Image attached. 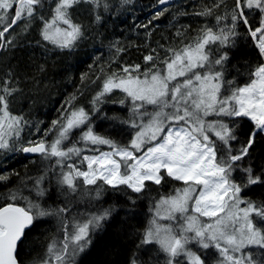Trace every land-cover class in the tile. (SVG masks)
Here are the masks:
<instances>
[{"label": "snow or ice", "instance_id": "6c2138e0", "mask_svg": "<svg viewBox=\"0 0 264 264\" xmlns=\"http://www.w3.org/2000/svg\"><path fill=\"white\" fill-rule=\"evenodd\" d=\"M131 3L0 0V49L15 47L19 36L35 31L36 44L46 52L70 56L100 35L96 29L106 14H120ZM157 4L164 7L148 24L168 11L170 0ZM81 8L88 23L77 15ZM192 14L213 17L215 23L200 26L195 37H188L189 25H182L174 42L159 45L163 57L152 49L143 56V66L117 63L112 69L125 48L110 41L107 70L101 65L99 74L93 72L100 85L91 108L75 103L76 94H70L43 130L42 121L33 123L10 110L23 91L19 77L9 70L0 78V155L38 154L43 166L34 176L15 173L17 185L0 193V264H90V249L104 239L97 234L110 218L118 235L129 226L126 219L115 220L116 204L103 207L108 194L126 197L124 204L133 207L145 197L150 200L151 216L133 233L136 250L123 264H264V194L247 195L250 186L264 185V160L252 166L256 146H264V0H233L231 6L227 0H210ZM178 15L189 13L178 9L173 19ZM241 42L253 48L255 58L237 66L231 64V52ZM38 70L43 72L44 65ZM86 78L95 83L82 73L81 82ZM114 90L122 98L113 102L127 103L128 115L106 119L128 125L127 138L93 126L94 114ZM33 129L42 131L38 139L30 138ZM101 145L109 150L101 151ZM86 149L92 154H84ZM8 175H0V181ZM53 182L65 198L62 206L45 199V184ZM167 185L172 190L161 193ZM85 199L99 206L73 211L74 201Z\"/></svg>", "mask_w": 264, "mask_h": 264}, {"label": "trees", "instance_id": "16d2710c", "mask_svg": "<svg viewBox=\"0 0 264 264\" xmlns=\"http://www.w3.org/2000/svg\"><path fill=\"white\" fill-rule=\"evenodd\" d=\"M232 2L233 0H227L230 6ZM208 3L210 0H172L168 11L148 24V20L152 18L154 12L164 6L158 5L157 0H132L127 9L121 11L120 14H106L105 23L96 29L100 35L90 37L70 56L66 53L59 54L56 50L46 52L44 48L36 44L37 34L35 31L20 36L15 47L5 48L0 55V78H3L5 73L10 70L15 77H19L21 80L20 87L23 89L22 93L10 102V110L14 114H23L26 119L33 123L42 121L40 128L43 130L49 126L51 120L58 117L61 105H65V100L70 94H76L75 103L84 106L86 109L91 108L86 99L95 95L100 85V81L95 80L93 72L99 74L101 65L107 70L106 62L111 55L110 41H120L125 48V51L120 54L119 60L111 64L112 69L117 67V63L121 65L140 63L143 66L145 63L143 56L150 54L152 49H155L163 57L164 51L159 45L167 47L174 42L175 33L182 25H189L187 35L188 37H195L197 35L196 30L200 26L205 23L214 24L213 17L205 18L192 14L194 10L198 11L201 5ZM178 9L187 11L189 15H178L173 19V15ZM77 15L85 23L89 22L90 17L86 9L81 8ZM140 24H148L147 29L138 27ZM146 32H150V35H146ZM51 47L48 45V48ZM97 57L100 59L97 60ZM245 58L254 59L255 52L248 44L238 43L237 47L232 49L231 64L239 66V63ZM40 65H44L45 70L43 72L38 70ZM89 65H92L91 70ZM229 67L231 68V65ZM82 73H88L96 82L91 83L86 78L82 83L80 79ZM120 98H122V93L114 91V94H110L106 102L100 105V111L95 113L93 118V126L97 132L102 134L105 132L113 134L122 132L123 137L127 138L128 125H121L106 119V117L114 114L127 117V103L121 105L118 102H113ZM40 135H42V131L35 133L33 129L30 138L38 139ZM25 136L28 137L27 129ZM116 138L121 139L119 135ZM99 149L101 151L109 150L104 145L99 146ZM85 153L92 154L89 149H86ZM12 154H7L9 158L7 157L4 162H0V175L9 174L7 181H0V193H4L17 185L18 178L15 173L23 176L27 171L29 176H34L37 174V168L43 167L39 164V160L27 158L22 152L14 153L13 156ZM3 156L0 155V159ZM262 160H264V146L257 145L252 159L253 168H257ZM33 161L36 163L34 164ZM175 186L180 187L182 183L176 182ZM45 187H48L49 193L45 197L47 203L53 207L62 206L65 198L58 192L55 183L53 182L51 185L46 183ZM172 187L173 185H167L160 188V192L167 194L172 190ZM24 194L28 195V192L25 191ZM261 194H264V185L260 184L250 186L247 192V195L252 198H259ZM151 195L156 196V191L154 190ZM103 199V207H107L109 204L117 205L113 214L115 220L118 222L126 219L129 226L125 233L118 235L116 232L117 223L110 218L109 224L105 226V231L97 234L98 237L103 236L104 239L90 249L88 260L90 264L96 261H112L113 264H123L125 258L131 256L132 252L136 250L135 243H138V239L133 233L142 229L151 216L149 212L150 200L145 197L138 200L136 206L133 207L130 204L125 205L126 197L119 194H108ZM98 206L90 205L86 199L77 200L74 201L73 211L87 212L96 209ZM50 223L52 225L51 230L54 232L55 220ZM37 251H42V247H38ZM137 254L141 255L142 253Z\"/></svg>", "mask_w": 264, "mask_h": 264}, {"label": "rangeland", "instance_id": "374dc122", "mask_svg": "<svg viewBox=\"0 0 264 264\" xmlns=\"http://www.w3.org/2000/svg\"><path fill=\"white\" fill-rule=\"evenodd\" d=\"M85 22V21H84ZM16 31L17 32H20V28L19 27H17L16 28ZM32 33V32H31ZM23 35H25V34H22L21 36H23ZM30 36H32V35H30ZM18 38H20V36L18 37ZM18 38L16 39V41H15V44L17 43V41H19L18 40ZM10 48V46H7L6 47V49H9ZM96 82V81H95ZM114 91H119V90H114ZM120 92V91H119ZM92 99V97H88L86 100H87V102L89 103V101ZM90 104V103H89ZM91 105V104H90ZM52 138V137H51ZM50 138V139H51ZM47 139H48V137H47ZM84 154H87V153H84ZM90 155V154H89ZM54 163V162H53ZM180 183H182V182H180ZM96 209H93V210H91V211H95ZM88 212V211H87ZM205 219H207V218H205ZM161 259H162V257H161Z\"/></svg>", "mask_w": 264, "mask_h": 264}, {"label": "water", "instance_id": "95a60500", "mask_svg": "<svg viewBox=\"0 0 264 264\" xmlns=\"http://www.w3.org/2000/svg\"><path fill=\"white\" fill-rule=\"evenodd\" d=\"M172 1V0H170ZM2 51V49H0V52ZM25 157L31 158V157H37L38 154H31V153H24Z\"/></svg>", "mask_w": 264, "mask_h": 264}, {"label": "flooded vegetation", "instance_id": "af4514ba", "mask_svg": "<svg viewBox=\"0 0 264 264\" xmlns=\"http://www.w3.org/2000/svg\"><path fill=\"white\" fill-rule=\"evenodd\" d=\"M12 156H13V154H12ZM6 158H7V156H4V157H3V159H5V160H6Z\"/></svg>", "mask_w": 264, "mask_h": 264}]
</instances>
